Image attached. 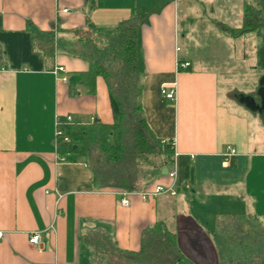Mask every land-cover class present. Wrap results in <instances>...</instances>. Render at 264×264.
Wrapping results in <instances>:
<instances>
[{"label":"crops","instance_id":"crops-1","mask_svg":"<svg viewBox=\"0 0 264 264\" xmlns=\"http://www.w3.org/2000/svg\"><path fill=\"white\" fill-rule=\"evenodd\" d=\"M219 2L0 0V264H101L109 252L138 251L157 222L191 263L264 264L260 84L226 86L236 50L215 59L202 38L206 30L230 34L221 24L255 0L226 10ZM122 22L135 39L141 115L160 145L130 189L103 185L83 157L60 155L53 134L65 115L79 128L113 123L104 78L86 84L81 74ZM171 84L174 100L160 91ZM226 148L234 152L224 156ZM172 164L173 179L160 172ZM158 184L170 189L146 195ZM118 191L127 192L126 206Z\"/></svg>","mask_w":264,"mask_h":264},{"label":"trees","instance_id":"trees-1","mask_svg":"<svg viewBox=\"0 0 264 264\" xmlns=\"http://www.w3.org/2000/svg\"><path fill=\"white\" fill-rule=\"evenodd\" d=\"M263 22L264 0H255L254 4H242L241 26L226 29L235 36L251 31ZM126 23L128 22L120 23L118 29L108 34L99 57H91L88 60V70L81 74L86 84L92 82L96 74L104 78L113 123L105 128L95 123L82 128L66 124L63 126V133L69 137L70 142L61 143L56 148L60 155H65L68 159H87L95 179L103 185L122 189L131 188L129 178L134 175L139 164L147 162L151 165L160 149L141 115L136 45L135 39L125 33ZM129 26L131 24L127 27ZM89 91H92V87ZM101 264L194 263L178 253L173 234L157 222L142 235L138 251L109 252L103 256Z\"/></svg>","mask_w":264,"mask_h":264},{"label":"rangeland","instance_id":"rangeland-1","mask_svg":"<svg viewBox=\"0 0 264 264\" xmlns=\"http://www.w3.org/2000/svg\"><path fill=\"white\" fill-rule=\"evenodd\" d=\"M233 1L235 2V0H223L224 3L219 2L217 5L221 6L224 10H226L229 6L232 7L231 4ZM236 13L237 12H234L235 16ZM240 14L241 15L239 19V12L237 18L235 16L233 17V14L230 13L229 18L226 20V23L221 24V27L223 29L236 28L235 26L238 25V27H240L242 23V7L240 10ZM202 38L206 41V44L204 45L206 48L212 50L213 53L216 51L214 55H211L215 59L217 57H222V54H220L219 56L217 53V51L219 50L221 51V53L226 52L228 54H231L234 53V51L236 50L235 54L237 51H239L238 53L241 52L245 54L244 60L240 59V55L237 56V54V58L235 54L229 57L228 62L234 64V69L229 72V77L226 78L228 81L225 84L226 86L236 87L239 89L241 87H244V85L248 87L249 85L251 86L253 83H255V77L258 79L257 81L259 82L261 77L264 76V22L254 30L250 32H245L237 40L232 39V36L228 33H218L216 30L211 32L207 30L205 32L202 31ZM186 41L188 42L187 39L185 41H182V47L187 46ZM256 73H259L261 77L259 76L260 78H258V76L255 75ZM256 93L258 94V90H256ZM93 153H95V150H93Z\"/></svg>","mask_w":264,"mask_h":264},{"label":"built area","instance_id":"built-area-1","mask_svg":"<svg viewBox=\"0 0 264 264\" xmlns=\"http://www.w3.org/2000/svg\"><path fill=\"white\" fill-rule=\"evenodd\" d=\"M189 65L188 62H176V68L177 69H185ZM65 70L61 66H57L53 68V73L54 75H58V73H64ZM58 79L61 81H65V76L64 75H58ZM161 93L166 99L169 100H174L175 97V92H174V85L171 84L170 86H161L160 89ZM70 123V116L65 115L63 118H58L56 117L54 119V129H53V134H54V145L57 147L61 143H69L70 139L67 135L63 133V126L66 124ZM234 150L232 148H226L225 152L223 153L224 156L228 154H232ZM63 158V157H61ZM60 158V159H61ZM166 174L170 178L175 177V168L174 164L170 166V168L167 169ZM170 188L163 187L161 185H154V187L146 192V195H156L159 193H164L168 191ZM118 194L120 195L119 198V204L126 206L128 204V198H127V192L124 191H118ZM1 232H0V237H1ZM40 239V232H32L31 234L28 235V242L31 244H37Z\"/></svg>","mask_w":264,"mask_h":264},{"label":"water","instance_id":"water-1","mask_svg":"<svg viewBox=\"0 0 264 264\" xmlns=\"http://www.w3.org/2000/svg\"><path fill=\"white\" fill-rule=\"evenodd\" d=\"M260 87L258 89V95L260 96L261 100L264 99V76L261 77L259 80ZM250 100V99H249ZM251 101V100H250ZM263 105V104H262ZM160 172L164 174L166 172V167H162Z\"/></svg>","mask_w":264,"mask_h":264}]
</instances>
